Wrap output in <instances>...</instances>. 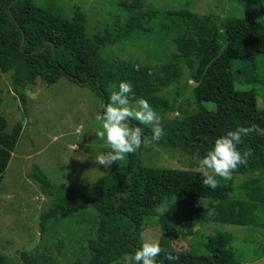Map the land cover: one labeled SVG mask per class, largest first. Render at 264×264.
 I'll return each instance as SVG.
<instances>
[{"label": "trees", "instance_id": "trees-1", "mask_svg": "<svg viewBox=\"0 0 264 264\" xmlns=\"http://www.w3.org/2000/svg\"><path fill=\"white\" fill-rule=\"evenodd\" d=\"M12 2L0 0V78L9 74L24 116V91L38 80L50 86L61 78L83 85L105 103L113 91H118L119 83L127 81L136 98L147 100L159 111L167 110L168 103L155 94L160 86H168L178 77L173 64L162 66L161 77L153 81L147 66L134 67L101 56L104 40L87 33L88 16L79 5L73 6L72 16L67 19L34 0ZM143 16L138 13L127 18L126 30H141ZM167 16L194 34L172 40L177 56L186 61L193 87L184 92L182 103L176 107L179 117L162 126L164 137L160 141L152 140L151 129L132 121L142 129V137L159 148L201 159L215 139L227 131L251 124L264 127V108L257 104L258 94L264 93V80L255 79L264 56L263 26L243 17H226L220 24L212 14L201 17L184 9L170 10ZM241 76L250 84L249 89L240 87ZM257 86L261 87L259 91L255 90ZM6 129L7 121L0 114V180L23 126L17 122L10 132ZM237 147L241 153L251 148L253 155L230 180L218 177L219 186L214 190L202 187L200 171L143 165L142 143L136 152L127 155L123 165L113 166L81 195L55 189L42 173L29 174L54 201L53 207L39 217L40 231L43 233L48 222L63 210L84 207L96 212L101 235V243L90 247V258L84 264H125L123 258L141 247V233L148 227L159 229L161 248L179 257L173 264H239L231 245L233 237L228 233L218 232L205 240L199 236L189 249L177 248V243L185 239L184 224L261 226L255 219L257 205L241 195L234 182L239 176L264 177V137L253 133ZM256 196L258 203L264 201V197ZM172 199L178 202L174 214H161L162 204ZM204 200L215 202L211 211L203 207ZM9 263L0 254V264ZM157 264H169L163 252Z\"/></svg>", "mask_w": 264, "mask_h": 264}, {"label": "rangeland", "instance_id": "rangeland-1", "mask_svg": "<svg viewBox=\"0 0 264 264\" xmlns=\"http://www.w3.org/2000/svg\"><path fill=\"white\" fill-rule=\"evenodd\" d=\"M34 1L67 19L72 16L73 6L79 5L88 16L87 33L104 40L101 56L134 67L147 66L153 81L161 77L162 66L173 64L178 77L168 86H160L155 94L168 103L167 110L159 111L150 105L162 126L179 117L176 107L182 103L184 92L193 87L186 61L177 56L172 40L194 34L174 23L168 11L184 9L201 17L212 14L220 24L226 17H243L264 28V0H138L137 5L135 0ZM138 13L144 15L141 30H126V19ZM239 78L240 87L249 89L244 76ZM258 78L264 80V56L255 74L256 81ZM260 86L255 90L259 91ZM24 93L27 116L12 91L9 74L1 76L0 114L7 121L6 131L10 132L17 122L23 129L0 180V254L9 264H84L90 258V247L101 243L96 212L84 207L63 210L41 233L39 217L53 207L54 201L29 174L42 173L55 189L81 195L126 159L109 168L95 163V158L109 149L97 138L98 124L94 119L104 103L88 88L61 78L50 86L38 80ZM257 104L264 108L263 92L258 94ZM142 144L140 156L145 166L199 171L200 159L195 156L159 148L147 137H142ZM234 187L257 205L255 219L261 226L184 224L185 239L177 243L178 249H189L200 237L205 240L218 232L228 233L233 237L231 245L239 264H264V201L258 203L256 196L264 197V177L239 176ZM202 204L211 211L215 202L204 200ZM177 205L172 199L163 203L159 212L172 216ZM159 235V229L148 227L142 231L141 240L158 241ZM125 260L126 257L124 263Z\"/></svg>", "mask_w": 264, "mask_h": 264}, {"label": "clouds", "instance_id": "clouds-1", "mask_svg": "<svg viewBox=\"0 0 264 264\" xmlns=\"http://www.w3.org/2000/svg\"><path fill=\"white\" fill-rule=\"evenodd\" d=\"M94 119L98 124L96 136L104 141L109 149L95 158V163L104 168L124 161L128 154L136 152L141 146L142 129L130 122L137 121L142 125H150L153 141H160L164 137L157 113L147 100L134 96V89L127 81L119 83L118 91L110 94L109 101L101 105ZM253 133L264 137V127L257 124L238 126L215 139L213 146L198 162L203 177L202 187L214 190L219 186L217 177L225 181L230 180L239 166L247 165L253 150L249 148L241 153L237 146ZM162 252L169 264L179 260L178 256L162 249L158 241L146 240L134 254L126 256L125 264H157V257Z\"/></svg>", "mask_w": 264, "mask_h": 264}, {"label": "water", "instance_id": "water-1", "mask_svg": "<svg viewBox=\"0 0 264 264\" xmlns=\"http://www.w3.org/2000/svg\"><path fill=\"white\" fill-rule=\"evenodd\" d=\"M18 0H14V2L11 3V5H13L15 2H17ZM103 103H105V100H103Z\"/></svg>", "mask_w": 264, "mask_h": 264}]
</instances>
